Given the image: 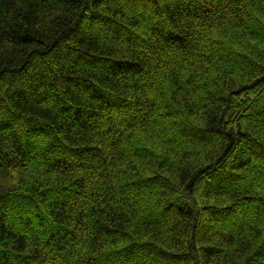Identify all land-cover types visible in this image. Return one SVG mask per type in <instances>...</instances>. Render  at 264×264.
Returning a JSON list of instances; mask_svg holds the SVG:
<instances>
[{"label":"trees","instance_id":"obj_1","mask_svg":"<svg viewBox=\"0 0 264 264\" xmlns=\"http://www.w3.org/2000/svg\"><path fill=\"white\" fill-rule=\"evenodd\" d=\"M0 264H264V0H0Z\"/></svg>","mask_w":264,"mask_h":264}]
</instances>
